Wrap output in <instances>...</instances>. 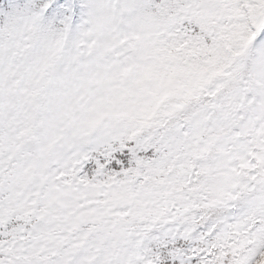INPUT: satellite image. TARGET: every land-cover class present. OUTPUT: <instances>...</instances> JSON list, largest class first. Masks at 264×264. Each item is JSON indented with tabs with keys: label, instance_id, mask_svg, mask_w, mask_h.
Here are the masks:
<instances>
[{
	"label": "snow or ice",
	"instance_id": "snow-or-ice-1",
	"mask_svg": "<svg viewBox=\"0 0 264 264\" xmlns=\"http://www.w3.org/2000/svg\"><path fill=\"white\" fill-rule=\"evenodd\" d=\"M0 264H264V0H0Z\"/></svg>",
	"mask_w": 264,
	"mask_h": 264
}]
</instances>
